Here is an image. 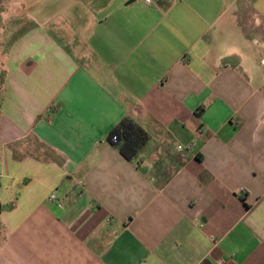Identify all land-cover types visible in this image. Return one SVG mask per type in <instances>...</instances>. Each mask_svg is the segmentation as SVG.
<instances>
[{
	"label": "crops",
	"instance_id": "0c3cea01",
	"mask_svg": "<svg viewBox=\"0 0 264 264\" xmlns=\"http://www.w3.org/2000/svg\"><path fill=\"white\" fill-rule=\"evenodd\" d=\"M0 33V264H264V0H0Z\"/></svg>",
	"mask_w": 264,
	"mask_h": 264
},
{
	"label": "trees",
	"instance_id": "16d2710c",
	"mask_svg": "<svg viewBox=\"0 0 264 264\" xmlns=\"http://www.w3.org/2000/svg\"><path fill=\"white\" fill-rule=\"evenodd\" d=\"M114 137H117V141H114ZM149 141L148 132L130 116L124 118L108 138V142L116 147L120 154L130 162L137 159Z\"/></svg>",
	"mask_w": 264,
	"mask_h": 264
},
{
	"label": "built area",
	"instance_id": "2783aa9c",
	"mask_svg": "<svg viewBox=\"0 0 264 264\" xmlns=\"http://www.w3.org/2000/svg\"><path fill=\"white\" fill-rule=\"evenodd\" d=\"M138 1H143V2L150 4V5L153 3V0H138ZM262 62L264 63V59L262 60ZM113 139H114V141H117V137H114ZM50 201L58 202V197L55 193L50 196ZM58 206L60 208H63V205L61 203H59ZM114 235H115V232L112 234V236H114Z\"/></svg>",
	"mask_w": 264,
	"mask_h": 264
},
{
	"label": "rangeland",
	"instance_id": "374dc122",
	"mask_svg": "<svg viewBox=\"0 0 264 264\" xmlns=\"http://www.w3.org/2000/svg\"><path fill=\"white\" fill-rule=\"evenodd\" d=\"M13 13H15V12H13ZM15 18H16L15 16L10 17L9 18V23H11V21L14 20ZM3 33H2V36H0V44L5 43V40H3V38L6 36V34H3ZM0 35H1V33H0ZM1 42H3V43H1Z\"/></svg>",
	"mask_w": 264,
	"mask_h": 264
}]
</instances>
